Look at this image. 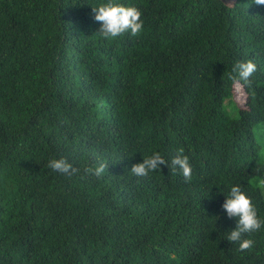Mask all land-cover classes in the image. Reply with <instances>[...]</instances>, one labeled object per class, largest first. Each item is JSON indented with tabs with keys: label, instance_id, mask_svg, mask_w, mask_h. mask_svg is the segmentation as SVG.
Listing matches in <instances>:
<instances>
[{
	"label": "trees",
	"instance_id": "16d2710c",
	"mask_svg": "<svg viewBox=\"0 0 264 264\" xmlns=\"http://www.w3.org/2000/svg\"><path fill=\"white\" fill-rule=\"evenodd\" d=\"M107 2L0 0V264H264V228L240 251L222 208L239 185L264 219V6L112 0L144 27L107 39ZM247 60L251 84L234 82ZM180 148L190 182L130 171Z\"/></svg>",
	"mask_w": 264,
	"mask_h": 264
},
{
	"label": "clouds",
	"instance_id": "9594fccd",
	"mask_svg": "<svg viewBox=\"0 0 264 264\" xmlns=\"http://www.w3.org/2000/svg\"><path fill=\"white\" fill-rule=\"evenodd\" d=\"M257 5L264 6V0H253ZM95 21L101 24L98 33L107 39H115L125 33H130L132 36H138L144 27V21L141 19L142 12L135 6H126L121 3H113L108 0L98 7L93 6ZM257 71V65L252 60L237 61L233 66V72L236 73L232 77L234 82H244L251 84V77ZM161 165H167L169 169L175 172L180 170L186 182L191 181L192 167L189 163V157L184 155V149L177 150V154L169 160L165 159L159 152H154L151 156L144 157L143 161L134 164L130 171L137 177H146L150 172L161 169ZM48 168L53 172H58L64 175H74L79 171L66 158L51 159L48 161ZM108 168L106 162L99 163L95 168L88 167L85 171L96 177L104 174ZM222 208L226 211L227 216L237 218V226L231 230L226 237L230 242H239V250H250L254 241L250 238H243L246 234L251 235L254 232L264 228V219L258 216L257 209L239 185L231 187Z\"/></svg>",
	"mask_w": 264,
	"mask_h": 264
},
{
	"label": "rangeland",
	"instance_id": "374dc122",
	"mask_svg": "<svg viewBox=\"0 0 264 264\" xmlns=\"http://www.w3.org/2000/svg\"><path fill=\"white\" fill-rule=\"evenodd\" d=\"M239 91V90H237ZM236 99L238 100V102L241 104V105H245L246 104V101H247V97L246 95L242 94V92L236 94Z\"/></svg>",
	"mask_w": 264,
	"mask_h": 264
}]
</instances>
